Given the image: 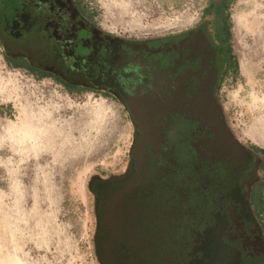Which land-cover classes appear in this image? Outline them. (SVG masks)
Returning <instances> with one entry per match:
<instances>
[{
  "label": "flooded vegetation",
  "instance_id": "af4514ba",
  "mask_svg": "<svg viewBox=\"0 0 264 264\" xmlns=\"http://www.w3.org/2000/svg\"><path fill=\"white\" fill-rule=\"evenodd\" d=\"M5 18L8 46L19 38L41 71L105 93L133 122L127 170L90 182L101 264H264L251 202L261 171L219 97L227 30L220 38L203 11L197 25L164 36L119 35L82 0H23L19 25Z\"/></svg>",
  "mask_w": 264,
  "mask_h": 264
},
{
  "label": "rangeland",
  "instance_id": "374dc122",
  "mask_svg": "<svg viewBox=\"0 0 264 264\" xmlns=\"http://www.w3.org/2000/svg\"><path fill=\"white\" fill-rule=\"evenodd\" d=\"M82 1L103 29L149 37L197 25L209 0ZM22 7L0 0L7 20ZM228 14L236 65L219 91L223 114L238 142L264 149V56L250 51L264 44V0H233ZM2 80L11 83L0 92V264H101L90 182L127 170L133 122L103 92L71 94L12 67L0 45Z\"/></svg>",
  "mask_w": 264,
  "mask_h": 264
},
{
  "label": "trees",
  "instance_id": "16d2710c",
  "mask_svg": "<svg viewBox=\"0 0 264 264\" xmlns=\"http://www.w3.org/2000/svg\"><path fill=\"white\" fill-rule=\"evenodd\" d=\"M232 1L233 0H224V3L221 4L220 6H218V4H214V5L206 7L204 10V12L208 16V18L210 17L209 20H211L214 27H216L217 34H218V36H220V38H222V36H224V29L227 30V34H226L227 36L225 38L226 40H225V44H224L226 46L223 45L225 48L226 57H227V70H226L227 75H228V73H230L235 68V65H236V57H235V53H234L233 45H232L231 22H230V18H229V14H228V9H229V6L232 3ZM89 11H90L91 17L94 18L95 17L94 11H92L90 8H89ZM6 14H7V12H6ZM6 14L5 15L0 14V19H2V17H4V16L6 17ZM17 15L18 14L12 13V17L10 19V20H12V24L15 22H18L16 20ZM224 19L227 20L226 23H224ZM8 22H9V20H8ZM18 25H16V26H18ZM19 42H20V40L18 38L15 41V44H13L12 47H10V46H8L7 43H5V40L0 38V45L4 49V53H5V57L7 59V62L12 67H14V68H20V67L27 68L30 70L29 72L31 74L36 75L39 78L51 77L53 79H56L71 94H73L76 91H82V92L83 91H85V92L91 91L89 89L80 88L74 84H69V83L65 82L64 80L59 79L51 71L50 72L41 71L35 64H33L29 60V58H27L28 52L26 50H24V48H22V46L20 45ZM29 44L32 45V47H30L31 49L36 50L38 48L37 45L35 46V40L34 39H31ZM244 146L252 153V163L254 164L256 169L260 170L264 175V149L257 146V145H244ZM263 188H264V180L261 181V183H259V185L255 186L254 194L251 197L252 205H253V207L256 211V214H257V216L261 222H262L261 215H262V212L264 210V197L262 195ZM262 224L264 227L263 222H262Z\"/></svg>",
  "mask_w": 264,
  "mask_h": 264
},
{
  "label": "bare ground",
  "instance_id": "6f19581e",
  "mask_svg": "<svg viewBox=\"0 0 264 264\" xmlns=\"http://www.w3.org/2000/svg\"><path fill=\"white\" fill-rule=\"evenodd\" d=\"M264 26V25H263ZM263 26L261 27L260 26V24H259V26L257 27L258 28V30H257V33H258V38L259 39H262V40H264V29H263ZM256 28V29H257ZM259 31V32H258ZM249 33V32H248ZM252 36H254V35H252ZM252 39V38H251ZM260 41V40H259ZM254 42H256V41H254ZM258 42V41H257ZM247 44H248V42H247ZM256 45H259V44H256ZM253 47H254V45H252ZM250 49V48H249ZM250 51H252L256 56L258 55V56H264V44L262 45H259L258 47H256V48H251L250 49ZM257 60V59H256ZM261 60V59H260ZM249 61V60H248ZM252 61H254V62H256L255 60H253V58H252ZM250 64L248 63V67H250L251 69H254L253 68V66L252 65H250ZM252 66V67H251ZM8 81V80H7ZM14 81V80H13ZM11 83V82H10ZM10 83H6V82H3V80L0 82V92H6V91H8V89L10 88ZM13 86V85H12ZM13 95V94H12ZM47 119V118H46ZM50 121H52V119L51 118H48L44 123H46V122H50Z\"/></svg>",
  "mask_w": 264,
  "mask_h": 264
}]
</instances>
